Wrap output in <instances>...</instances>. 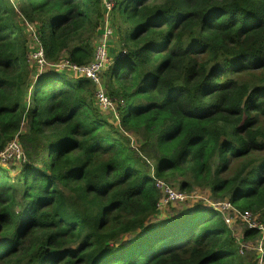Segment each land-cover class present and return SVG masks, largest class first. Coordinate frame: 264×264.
Segmentation results:
<instances>
[{
	"label": "trees",
	"instance_id": "16d2710c",
	"mask_svg": "<svg viewBox=\"0 0 264 264\" xmlns=\"http://www.w3.org/2000/svg\"><path fill=\"white\" fill-rule=\"evenodd\" d=\"M9 1L0 150L18 136L24 159L0 165V264H247L220 210L149 218L164 194L157 180L184 176L180 190L229 195L264 224V0H115L121 45L108 43L101 86L120 126L91 78L48 69L30 84L18 14L38 25L49 62L82 65L95 56L102 0H24L18 11Z\"/></svg>",
	"mask_w": 264,
	"mask_h": 264
},
{
	"label": "built area",
	"instance_id": "2783aa9c",
	"mask_svg": "<svg viewBox=\"0 0 264 264\" xmlns=\"http://www.w3.org/2000/svg\"><path fill=\"white\" fill-rule=\"evenodd\" d=\"M102 2L104 4L105 11H107V13L111 12L112 7L115 4L114 0H102ZM27 22L29 23L28 27L32 30L33 39L35 41L34 44L28 43V47H29L28 58L31 67L34 70V74H35L34 78H37L41 73L45 72L48 69H54L58 71L64 70L73 73L77 77L84 76L91 78L99 86L97 91V96H99L101 100L102 107L110 109V111H112V113L114 114V120L117 121L118 125L120 126L121 123L120 113L117 110L115 102L109 98L107 92L101 86L103 81L101 72L103 71L104 68L108 66L112 57L109 52L108 42L101 41L100 43H97L95 56L93 60L87 64L79 65L72 62L69 58H64L59 62L52 63L46 59L45 50L40 39L41 35L39 29L36 31L34 29V25H33L34 23H31L29 21ZM104 22L106 27L103 35L105 38H110V36L113 34L114 31L108 28L109 20L106 18V15ZM35 64L38 65V68L34 67ZM23 159H24V148L22 147L18 136H15L12 140L8 142V144H6V146L3 149L0 150V165L2 166H11L15 163L21 162ZM168 183L169 182H166L162 179L157 180V186L161 188L164 192L163 196L158 201V210L159 209L163 210V208L168 207L170 204L179 201L182 197H184L183 193H187L180 190V188L178 187L169 185ZM218 205L219 207L215 206L213 208L220 210L221 213L223 210L226 209L236 210L238 213H240V217L244 225H248V227L250 228L256 227L260 230L261 237H260L259 247L261 249V253H263L264 224L260 221H258L257 224H252L250 220L251 219L250 218L251 214L249 212L250 210L236 209V207L234 206L233 202L230 199H226V201L224 200L218 203Z\"/></svg>",
	"mask_w": 264,
	"mask_h": 264
},
{
	"label": "rangeland",
	"instance_id": "374dc122",
	"mask_svg": "<svg viewBox=\"0 0 264 264\" xmlns=\"http://www.w3.org/2000/svg\"><path fill=\"white\" fill-rule=\"evenodd\" d=\"M9 2H10V6H12V7L14 6L17 11L21 7L24 6V0H10ZM114 2H115V0H114ZM105 12H106V18L109 20L108 28L113 30V28H115V25L113 24L112 18L115 19L116 24H117V22L120 23V21L116 17H113L114 16L113 11H111L109 13H107V11H105ZM18 14H19V20L21 22L22 28L24 30L23 32H24L25 36L27 37L28 43L34 44L35 41L33 39L32 30L28 27L29 23L23 19V17L20 15L19 12H18ZM33 25H34V29L37 31L38 25L37 24H33ZM105 27L106 26L104 23L103 26L100 28V32L98 31L97 36L95 38L97 43H100L101 41H106L108 43L110 42V46H111L113 44V41H115V43L118 46H120L121 43L116 40L117 39L116 32H114L113 36L110 38L104 37L103 33L105 31ZM108 46H109V44H108ZM109 52H110V48H109ZM111 56H112V54H111ZM110 62H111V60H110ZM108 66H109V64H108ZM34 67L38 68V65L35 64ZM35 79L36 78H30V80L32 81V82L30 81V84H33L35 82ZM27 91H29V90L27 89ZM27 103L31 104L30 103V97L27 98ZM24 127H25V124H24ZM135 145L139 146V143L137 141H135L133 146H135ZM22 147H23V145H22ZM19 169H20L19 167H13L10 170V172L13 174L12 175L13 176L12 181H14V182H17V179L15 178V176L18 174ZM225 175H228V174H225ZM182 179H184V176H178L177 178L170 180L171 182L168 184L180 188ZM189 189H191V188H189ZM186 191H187V193H183L184 197H182L179 201H177L173 204H170L168 207L163 208V210L159 209L156 213V217L155 216L150 217L149 220L150 221H157L159 219L170 217L172 215L180 213L181 211H186V210L194 207L195 205H200V206L206 207V208H212L215 206L219 207L218 203H220L224 200L226 201V199H229V197H228L229 195H226L225 197H218L214 193H212L210 188H207V187L201 186V185H193L191 190H186ZM249 212L251 214L250 220H251L252 224H257V222L260 219L261 212H253L252 210H250ZM222 214L225 217V219L229 225L230 231L232 232L233 236L236 238V242L239 246V250L240 251L242 250L241 254L244 256V259L247 262V264H253L254 262L256 264H264V257L262 255L261 249L259 247L261 234H260V236H258L259 238L257 237L258 239L256 238V239L245 240L244 239V230L248 227V225L243 224L241 217H240V213H238L236 210L226 209V210L222 211ZM148 223L149 222L146 221V224H148ZM137 231L129 232L128 234H126L124 236V239L132 237L133 235H135L137 233Z\"/></svg>",
	"mask_w": 264,
	"mask_h": 264
}]
</instances>
